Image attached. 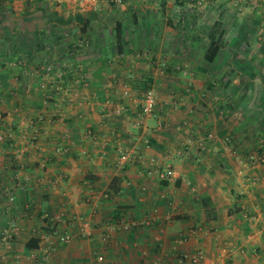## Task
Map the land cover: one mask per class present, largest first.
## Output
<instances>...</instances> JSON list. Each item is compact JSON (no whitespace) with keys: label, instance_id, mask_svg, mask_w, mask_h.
<instances>
[{"label":"crops","instance_id":"1","mask_svg":"<svg viewBox=\"0 0 264 264\" xmlns=\"http://www.w3.org/2000/svg\"><path fill=\"white\" fill-rule=\"evenodd\" d=\"M252 85L264 0H0V264H264Z\"/></svg>","mask_w":264,"mask_h":264},{"label":"rangeland","instance_id":"2","mask_svg":"<svg viewBox=\"0 0 264 264\" xmlns=\"http://www.w3.org/2000/svg\"><path fill=\"white\" fill-rule=\"evenodd\" d=\"M187 6V5H186ZM183 8V7H182ZM187 10V9H191V6H187L186 8L184 7L183 8V10ZM198 10V9H197ZM238 49H240L239 51H241L242 50V48H238ZM198 53H199V50H198ZM233 66V65H232ZM231 67V66H230ZM229 66H227V65H216V66H211V65H198V72H203V73H210L211 71L213 72H217V73H225V72H227L228 70H229V68H230ZM234 67V66H233ZM237 67V66H236ZM238 67H240L241 69H246L247 71L249 70V66H238ZM257 68H258V66H257ZM258 70V69H257ZM256 72V71H255ZM234 84H237V83H242V82H238V81H234L233 82ZM254 85H252V87H251V96L250 97H248L246 100V102L244 103V105H246L247 103H249V105H251V106H255V107H257L258 105H260V104H263L264 102L262 101V98H260V94H261V92H258L259 90H258V86L256 85V87L254 88L253 87ZM241 86L239 87V89H235L239 94L238 95H236V97L237 96H239L242 92H241ZM259 93V94H258ZM51 98H53L54 100H55V102L56 103H60L62 100H64V99H66L64 96H62L59 92H57V95H55V96H53V97H51V96H48V95H46V96H44L43 97V99H46V103H47V101L49 102L50 101V103H52L51 102ZM46 103H44V104H46ZM47 104H49V103H47ZM54 107L55 108H57L58 106L57 105H55L54 104ZM55 114V113H54ZM235 115H237V113L235 114ZM17 117H19V116H17ZM259 117H260V115H259ZM36 118H38V116L36 115L34 118L33 117H28V118H22V120H21V123L22 122H24V121H26L27 122V125H25L26 127H28V125H30V124H34L35 123V120H36ZM263 118H261L260 119V121L262 120ZM17 120V123L19 122L20 123V121H19V118L18 119H16ZM264 120V119H263ZM29 128V127H28ZM27 135H28V139L29 140H33V138H32V134H31V132L30 133H27ZM30 135V136H29ZM229 139V138H228ZM259 146V145H258ZM254 148V147H253ZM252 148V149H253ZM256 148V147H255ZM254 152L255 151H251V152H247L245 155H250L249 156V158H248V162L249 163H252V162H264V148H262V150L259 152H255L256 153V155H254Z\"/></svg>","mask_w":264,"mask_h":264},{"label":"built area","instance_id":"3","mask_svg":"<svg viewBox=\"0 0 264 264\" xmlns=\"http://www.w3.org/2000/svg\"><path fill=\"white\" fill-rule=\"evenodd\" d=\"M116 2L120 0H114ZM155 102V93L154 89L150 86L145 87L142 95H141V104H140V113L141 114H149L153 107ZM56 149H59V147H56ZM172 171L170 168H163L162 170L158 171L157 176L158 178H168L171 175ZM5 196L6 202L9 204L14 200V192L12 190H9L8 187L0 189V197ZM100 258V256H98ZM200 258V254H196L194 256V259L197 260ZM219 264V263H218Z\"/></svg>","mask_w":264,"mask_h":264},{"label":"trees","instance_id":"4","mask_svg":"<svg viewBox=\"0 0 264 264\" xmlns=\"http://www.w3.org/2000/svg\"><path fill=\"white\" fill-rule=\"evenodd\" d=\"M218 26L217 21H213L208 33H207V44L203 51V57L207 61H211L219 49V43L215 39V32ZM118 34V31H117Z\"/></svg>","mask_w":264,"mask_h":264}]
</instances>
